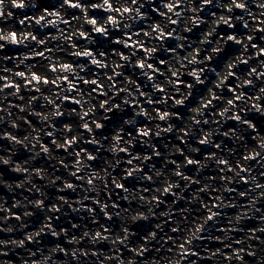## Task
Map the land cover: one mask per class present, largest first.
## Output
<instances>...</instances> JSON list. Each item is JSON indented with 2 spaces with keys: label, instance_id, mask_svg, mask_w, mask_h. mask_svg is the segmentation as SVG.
<instances>
[{
  "label": "clouds",
  "instance_id": "obj_1",
  "mask_svg": "<svg viewBox=\"0 0 264 264\" xmlns=\"http://www.w3.org/2000/svg\"><path fill=\"white\" fill-rule=\"evenodd\" d=\"M17 2H0V264H264V0Z\"/></svg>",
  "mask_w": 264,
  "mask_h": 264
},
{
  "label": "snow or ice",
  "instance_id": "obj_2",
  "mask_svg": "<svg viewBox=\"0 0 264 264\" xmlns=\"http://www.w3.org/2000/svg\"><path fill=\"white\" fill-rule=\"evenodd\" d=\"M0 2H2V0H0ZM65 2L67 4V6L69 8H71V9H73V10L77 9L78 7H80V5L77 4V3H75L74 0H65ZM105 3L108 4L109 9L112 8V5L109 2V0H105ZM133 3H138V0H133ZM202 5H203L204 8L210 7L211 6L210 0H202ZM162 6L165 7V8H167L170 13L171 12H174L176 9H178L180 7L179 4L171 5V4H168L167 2H165ZM13 7L16 8V9H20V8L23 7V4L22 3H18L17 0H13ZM237 7L240 8L241 6L240 5H237ZM131 11H132V9H130V8H126L125 9V12L126 13H130ZM151 12H152L153 16H158L159 15V7H152L151 8ZM0 15H3V13H0ZM108 19H109V22L110 23H115L116 22L113 17H110L109 16ZM42 21H43V17L40 18V21L39 22H42ZM91 23L93 25H95L97 23L95 17L92 18ZM169 23H170V25H177V23H179V22L177 20L173 19V20H170ZM172 28L174 29L175 27H172ZM156 30L157 29L154 27L153 28V31H156ZM96 32L98 34H100V35H104L105 29L103 27H101V28H98L96 30ZM258 32L264 33V29H258ZM11 35H12L13 43H15L16 40H17L16 33H12ZM137 35H139V33H137ZM82 38L86 39V37H82ZM158 39L160 40V42H165L167 40H172L173 39V33H172V31L162 32L159 35ZM229 39H234V37H229ZM126 41L127 42L124 45H120L119 40H115V41H113V43L115 45H117V46H123V48H132V47H135V45H133L131 43V38L130 37H127L126 38ZM252 46H253V48L258 47V45H256L255 43H253ZM172 48H173V45H169V49L171 50ZM138 51L140 53H145V52H147V49L145 48V46L141 45L139 47ZM42 55L43 54H41V58H42ZM92 55H93V53L89 49H85L84 52L78 54L79 58H84V59H89ZM99 55L102 56V55H104V53H99ZM260 55L261 56H264V49H261ZM123 58H124V56H123V53H122L121 54V59H123ZM91 63H92L93 66H95V65L99 64L100 61L99 60H91ZM61 67L63 69H67V68L71 67V65L65 64V65H62ZM117 67H120V65H117ZM164 67H165V64H164V61L163 60H160L159 61V68H157V64L156 63H150L148 65L149 71H156L157 73H159V69H162ZM143 69H144V63L141 61L140 63L137 64V70H143ZM50 71H55V68L54 67L51 68ZM252 71H253V73H255V69H253ZM17 75L20 76L21 78L24 77V74L23 73H18ZM261 76H264V73H262ZM32 79H33L34 82L40 83V77H39V74L38 73H35L34 72L33 73V76H32ZM149 79H152V77H149ZM43 82L45 84H48L49 83V81H48L47 78H44V81ZM64 82L67 83V79H65ZM83 83L86 86H90L93 90H95L97 87H99L101 89V91L99 92V95L101 97L104 96L103 85H99L98 84V81L93 80V81H91L90 84H89L88 81H84ZM181 85H182V81H177V87H180ZM26 86H28V85H26ZM250 86H251V82H249V84L247 85V87H250ZM189 87H191V85H189ZM14 88L18 90V86L17 85H9V84H6L5 83V90L6 91H11ZM158 91H160L162 93L163 92V89H159ZM229 91H232V89H229ZM68 100H71V98L66 96L65 97V101H68ZM71 103H76V102H74V101L71 100ZM103 107H108V105H107L106 102L103 104ZM85 127L87 128V126H85ZM97 127L98 128L100 127V124L99 123L97 124ZM137 134L138 135H147V133H144V132H138ZM202 145L204 146L203 141H202ZM88 159L89 160H92L94 158L91 157V156H89ZM244 159L245 160H249L248 157H245ZM256 159H257L256 155H253L251 157L250 162H255ZM198 163H199L198 161L194 163L191 159H189V161H188L189 166H198ZM219 163H220V167L221 168L227 167V165H228V161H220ZM241 170H242V172H245V173L247 172V169H243L242 168ZM242 183L244 185H247L248 184L247 179L242 180ZM69 187H71V186H69ZM117 188L123 190L124 189V185L123 184L117 185ZM213 207H216V206L213 205ZM208 219H209V221H211L212 219H214V216L213 215H209Z\"/></svg>",
  "mask_w": 264,
  "mask_h": 264
},
{
  "label": "bare ground",
  "instance_id": "obj_3",
  "mask_svg": "<svg viewBox=\"0 0 264 264\" xmlns=\"http://www.w3.org/2000/svg\"><path fill=\"white\" fill-rule=\"evenodd\" d=\"M13 11L15 12V13H20L21 12V9H16V8H14L13 9ZM28 15H31V12H29L28 13ZM21 18H23V16L21 17ZM18 27H22V26H20V25H17ZM170 27H176V25H170ZM46 31H49V30H46ZM186 35H190V34H186ZM93 36H95V37H97L99 40H102V38H101V35L100 34H98V33H93ZM112 38H114V37H112ZM127 38V37H126ZM111 39V38H110ZM110 39H108V40H110ZM107 41V40H106ZM81 42H83V41H81ZM261 43H264V40H262L261 41ZM42 46V45H41ZM40 46V47H41ZM44 46H42L41 47V49L43 48ZM111 47H119V48H121L122 49V51H124V52H127V49H124L123 48V46H117V45H115L114 43H112V45H111ZM89 49H90V47H89ZM253 51H254V49H253ZM259 58H264V56H261V57H259ZM42 58L41 57H35V58H33L31 61H29V62H31V63H35V60L37 61V60H41ZM80 60H84V58H79ZM158 63V62H157ZM162 67V66H161ZM243 67V66H242ZM139 71V70H138ZM117 79H119V78H117ZM182 79H186V78H182ZM187 79H191L190 77H187ZM234 79V78H233ZM0 83H2V82H0ZM28 86H30V85H28ZM180 87H183V85H181ZM65 103L67 104V101H65ZM72 104V103H71ZM73 106H75V105H73ZM112 113H108L107 115H109V116H112L111 115ZM106 123H108V122H106ZM98 131H102V130H98ZM203 146V145H202ZM204 147V146H203ZM121 155H124L123 153L121 154ZM129 180H131V178H129ZM130 186V185H129ZM116 191L117 192H121V191H123V190H121V189H116ZM86 204H90V201H87L86 202ZM173 235H175V233L173 234Z\"/></svg>",
  "mask_w": 264,
  "mask_h": 264
},
{
  "label": "rangeland",
  "instance_id": "obj_4",
  "mask_svg": "<svg viewBox=\"0 0 264 264\" xmlns=\"http://www.w3.org/2000/svg\"><path fill=\"white\" fill-rule=\"evenodd\" d=\"M72 11H76V10H72ZM95 11V10H94ZM102 38V40H99L100 41V43H99V45L98 46H103L104 45V43L106 42V40H108V39H110V40H114V38H112V37H107V38H105V37H101ZM125 39H126V37H125ZM43 46V45H42ZM41 46V47H42ZM112 48H117V47H112ZM89 50H92V47L90 46V49ZM35 62H36V60H35ZM93 67H95V66H93ZM83 86V85H82ZM71 98V97H70ZM101 99H103V97H101ZM67 104H71V100H68L67 101ZM72 107H74V108H78L79 106L78 105H75V106H73L72 105ZM107 122V121H106ZM105 122V123H106ZM50 139V138H49ZM205 243H207L206 241H205ZM238 246V245H237ZM226 251H227V249H226ZM193 259H195V257H193Z\"/></svg>",
  "mask_w": 264,
  "mask_h": 264
},
{
  "label": "water",
  "instance_id": "obj_5",
  "mask_svg": "<svg viewBox=\"0 0 264 264\" xmlns=\"http://www.w3.org/2000/svg\"><path fill=\"white\" fill-rule=\"evenodd\" d=\"M170 41V40H169ZM113 114V113H112ZM111 114V115H112ZM201 147L203 148V146L201 145ZM189 167H193V166H189ZM77 183H78V181H76ZM131 186V185H130ZM121 193H122V191H121ZM121 203H125L126 204V202H124V201H121ZM106 219V218H105Z\"/></svg>",
  "mask_w": 264,
  "mask_h": 264
},
{
  "label": "flooded vegetation",
  "instance_id": "obj_6",
  "mask_svg": "<svg viewBox=\"0 0 264 264\" xmlns=\"http://www.w3.org/2000/svg\"><path fill=\"white\" fill-rule=\"evenodd\" d=\"M158 64H159V62H158Z\"/></svg>",
  "mask_w": 264,
  "mask_h": 264
}]
</instances>
